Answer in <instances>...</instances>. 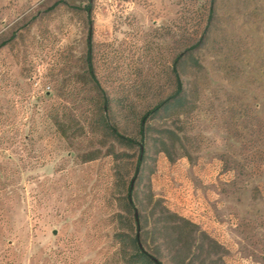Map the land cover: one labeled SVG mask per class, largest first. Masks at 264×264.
<instances>
[{"label": "rangeland", "instance_id": "374dc122", "mask_svg": "<svg viewBox=\"0 0 264 264\" xmlns=\"http://www.w3.org/2000/svg\"><path fill=\"white\" fill-rule=\"evenodd\" d=\"M177 57L186 104L142 132ZM117 231L165 264H264V0H0V264H125Z\"/></svg>", "mask_w": 264, "mask_h": 264}, {"label": "trees", "instance_id": "16d2710c", "mask_svg": "<svg viewBox=\"0 0 264 264\" xmlns=\"http://www.w3.org/2000/svg\"><path fill=\"white\" fill-rule=\"evenodd\" d=\"M86 10L90 18L89 19L90 27H89L88 37H87L86 62H87L88 70L92 78V81L94 82L96 88L103 94L104 106L108 108L109 107L108 97L105 95V91L103 87L101 86V83L98 80V77L96 76V73L94 70V63H93V33L94 31H93V19H92V13H93L92 3H89L86 6ZM212 10L213 9H211V12ZM195 46H198V45H195ZM178 59H179L178 57L175 59L174 67H173V71L176 77V90L173 94H171L169 97L157 103L153 108H151L149 111H147L143 115V117L141 118V127H142L141 131L142 132H143V128H144V125H145V122L148 116L154 115L162 110L168 111L172 107L183 106L186 104L184 83H183V80L177 68ZM193 64L198 67L202 66L199 59L195 57L193 59ZM107 125L110 126L109 124ZM112 133L120 142L124 144H129V145L139 144L140 145V156L138 157V163H137V170H138L141 163L143 162L144 147L142 145V142L138 141L135 138L128 137L122 134L116 127H112ZM163 143L166 145L165 141H163ZM133 189H134V184L133 182H131L128 185V190H127L129 205L131 208H135L134 204L131 201L132 199L130 198L132 195ZM136 214H138V212H136ZM136 214L134 216V219L132 220H134L137 226H139V214L138 216ZM120 216L123 217L124 215L120 214ZM188 223L191 224L190 221H188ZM173 227L175 228L176 230L175 232L177 233L178 236H182L185 233H190V232H187V227L178 221L174 222ZM114 237L117 243L119 244L120 257L124 261L125 264H165L159 257L152 254L151 252H149L142 246L138 231L134 234L128 231H117Z\"/></svg>", "mask_w": 264, "mask_h": 264}, {"label": "water", "instance_id": "95a60500", "mask_svg": "<svg viewBox=\"0 0 264 264\" xmlns=\"http://www.w3.org/2000/svg\"><path fill=\"white\" fill-rule=\"evenodd\" d=\"M138 216V214H136Z\"/></svg>", "mask_w": 264, "mask_h": 264}]
</instances>
